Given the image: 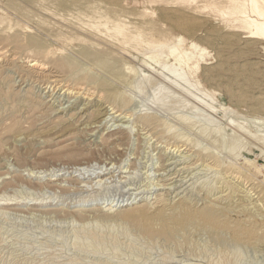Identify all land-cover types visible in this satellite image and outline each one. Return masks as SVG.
I'll list each match as a JSON object with an SVG mask.
<instances>
[{
  "label": "rangeland",
  "instance_id": "obj_1",
  "mask_svg": "<svg viewBox=\"0 0 264 264\" xmlns=\"http://www.w3.org/2000/svg\"><path fill=\"white\" fill-rule=\"evenodd\" d=\"M228 1L0 0V264H264V244L239 248L193 232L168 239L124 216L178 200L264 204V41H246L220 11ZM92 5L131 21L173 7L169 16L189 27L162 16L152 37L193 41L202 67L180 66L166 49L124 55L80 38L73 23ZM35 59L49 68L35 70ZM42 71L105 95L79 100Z\"/></svg>",
  "mask_w": 264,
  "mask_h": 264
},
{
  "label": "bare ground",
  "instance_id": "obj_2",
  "mask_svg": "<svg viewBox=\"0 0 264 264\" xmlns=\"http://www.w3.org/2000/svg\"><path fill=\"white\" fill-rule=\"evenodd\" d=\"M161 9L163 10L162 16L167 17L166 22L169 23V26L171 28L186 30L189 27V22L187 20L183 18H175V17L172 18L171 16H169L170 14H173L176 12V10H174L173 7H163ZM220 11L222 14H227V15H230V17H233V20L238 22L239 27L247 30L248 35L246 36V41H250L252 39H259L261 41H264V0H229L226 8L221 9ZM151 12L148 11V13H151ZM162 16L158 17L156 20H143V17H142L140 19L135 18L137 21H134V20L131 21V16L126 15L125 13L122 12L121 9H118L112 5H107V6L92 5L90 7L80 6V15L76 17L77 19L74 21L73 24H74V27L80 30V38L85 39V37H89L90 39H94L98 41L99 43L112 47L114 50L124 55H130L132 53H136V51H141L144 49L151 50V51L157 48L159 50L166 49L167 50L166 57L170 58L171 60H173L175 63L179 64L180 66H187L193 70L201 68L202 66L200 63V59L198 58V54L195 51V48L197 47V45L193 41L187 43L184 38L178 36L177 38H173V40L171 41L163 42L160 40H155L152 37L153 32L157 31V26L159 22L163 19ZM204 50L205 49L200 48L199 52H202ZM84 51L87 52L86 49H82V51L80 50V52H84ZM48 54H49V51H48ZM153 54L150 55V57L154 61L157 62L159 60L158 55L157 54L153 55ZM245 55H248V54H245ZM40 60L41 59H35L32 62L31 65L35 68V70L40 71V70L48 69L49 64L47 65L45 62H42ZM163 67L165 68V66ZM212 68L213 67H211V69ZM236 69H239V68H236ZM172 71L176 77L180 78L184 76L183 72H179L177 69H174ZM45 73H46L45 71L38 72V75L39 77L40 76L43 77V79L44 77L45 78L47 77L48 78L47 83H50L51 85H54V87H57L61 90L64 89L65 92L69 94L76 95V97L79 100L83 98H86V99L89 98V100L96 99L97 97L102 98L105 95L103 93V90L100 88L95 87L96 88L95 90H97L96 92L95 90H92L91 88H89L88 86H85L81 82L80 84H77V85H70L69 83H67V81L64 78H61L60 75L58 74L52 75L50 77L46 75ZM42 74H45V75H42ZM217 85L219 84L217 83ZM231 93L234 96H238V97H240V94H241V92L239 93L238 90L237 91L231 90ZM127 101H130V100L128 99ZM71 105H73L72 109H75L78 106V104H71ZM257 105H259L261 108L264 109V97L259 99V102L257 103ZM87 107L88 106L85 104L84 109H87ZM126 112L127 111H125V113ZM112 113L113 112H111V114ZM122 115H123V111L122 113L118 115L117 118L124 119V116ZM114 119L115 118H113V120ZM102 121L100 120V122ZM248 161L252 162V160H248ZM112 165L114 167L115 164L113 163ZM113 167L109 169H113ZM234 171L236 172L237 170H233L232 172ZM103 173L101 176H105L109 174L110 172H107L105 174ZM236 173H239V171ZM258 197L252 198L249 200H244L243 198H241V196H239L237 201H235L232 204L230 203L229 205H219L217 203V200L213 199L210 202H208V204L201 206V207L200 206L198 207L197 205L186 202L184 200H178L174 202H169L168 204L157 205L153 207L139 206L134 211L132 210V211L126 212L124 216L126 219L137 224L145 232L151 235H160L168 239H173L176 235H179V234L188 235L191 232H193V233L208 234L219 244L229 243V244L238 245V247L239 245L255 246L258 244H264V204L260 202V198ZM127 205H129L128 202L126 204L124 203L123 205H120V206L118 205V206L123 207ZM114 207H117V206H114ZM114 207H109V208L106 207V209L112 210Z\"/></svg>",
  "mask_w": 264,
  "mask_h": 264
}]
</instances>
